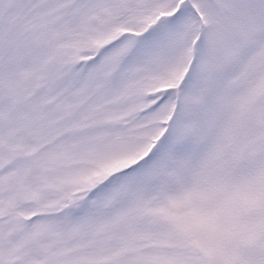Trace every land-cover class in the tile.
<instances>
[{
	"label": "snow or ice",
	"instance_id": "6c2138e0",
	"mask_svg": "<svg viewBox=\"0 0 264 264\" xmlns=\"http://www.w3.org/2000/svg\"><path fill=\"white\" fill-rule=\"evenodd\" d=\"M0 264H264V0H0Z\"/></svg>",
	"mask_w": 264,
	"mask_h": 264
}]
</instances>
